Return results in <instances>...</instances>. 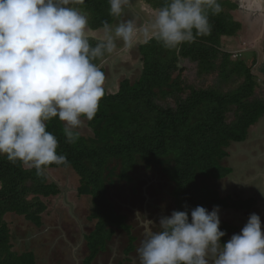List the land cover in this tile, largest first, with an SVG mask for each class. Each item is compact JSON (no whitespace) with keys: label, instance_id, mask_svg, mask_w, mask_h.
Returning <instances> with one entry per match:
<instances>
[{"label":"trees","instance_id":"16d2710c","mask_svg":"<svg viewBox=\"0 0 264 264\" xmlns=\"http://www.w3.org/2000/svg\"><path fill=\"white\" fill-rule=\"evenodd\" d=\"M147 2L158 9L164 0ZM218 2L220 12L209 17L210 34L197 37L194 43L168 50L150 38L139 46L141 76L135 81L123 79L115 93L104 90L96 117L88 121L91 135L79 131L77 142L70 144L58 117L47 122V131L58 139L57 154L68 160L66 165L48 168L75 171L79 176L78 193L91 197L89 219L95 226L85 236L89 249L85 264H92L107 249L118 230L129 236L127 252L134 249L132 225L116 210L109 188L117 180L134 181L139 166L161 167L173 184L174 211H188L190 219L191 209L197 206L208 211L215 206L238 210L253 206L252 198L222 197L215 188L216 181L232 172L223 163L228 147L246 140L250 128L264 116V98L256 97L264 83L253 73L256 52L235 54L222 49V41L233 38L242 28L233 15L239 0ZM70 6L86 12L94 31L102 29L104 21H116L109 15L108 0H85L83 5ZM97 40L90 37L93 46ZM182 58L196 62L200 76L218 72L225 82L236 79L241 83L229 91L195 87L183 78ZM100 68L105 73V67ZM169 97L175 106L160 103ZM59 193V186L50 182L45 172L37 175L34 168L0 156V264H38L34 251L14 249L6 217L17 214L40 226L47 209L43 198ZM220 220V229L226 232L221 243H226L237 227Z\"/></svg>","mask_w":264,"mask_h":264},{"label":"clouds","instance_id":"9594fccd","mask_svg":"<svg viewBox=\"0 0 264 264\" xmlns=\"http://www.w3.org/2000/svg\"><path fill=\"white\" fill-rule=\"evenodd\" d=\"M85 0H0V156L44 175L53 164L66 165L57 154V137L47 122L59 118L66 142L79 139V129L92 121L104 96L100 68L117 48H132L138 33L171 50L210 34V15L220 12L218 0H164L142 27L124 20L130 0H108L117 22L102 24L93 46ZM262 194L264 192L261 191ZM140 213L136 214L139 220ZM143 238L139 264H264V229L252 213L238 234L221 243L219 206L173 211L159 224L140 221Z\"/></svg>","mask_w":264,"mask_h":264},{"label":"rangeland","instance_id":"374dc122","mask_svg":"<svg viewBox=\"0 0 264 264\" xmlns=\"http://www.w3.org/2000/svg\"><path fill=\"white\" fill-rule=\"evenodd\" d=\"M80 10L86 14L85 11ZM155 10L147 0H130V5L122 19L138 18L137 24L142 27L150 21ZM233 13L236 19L241 22L242 28L237 35L231 40L229 39V42L222 41L223 50L234 51L232 45L234 47H253L257 45L256 39H253L256 36L259 37V41L264 39V35L259 36L255 33L256 30H253L250 15L237 9ZM92 32L94 33L92 38H99L103 35L100 29L92 30ZM261 32L264 33V30ZM149 39L150 36H146L143 31H140L137 43L132 48H125L122 42H117V48L100 64L106 69L104 90L115 93L123 79L129 78L131 81H135L141 76L143 57L139 51V46ZM180 66L184 69L183 78L185 82L195 87L214 86L223 91H229L241 83V80L236 79L225 82L218 72L200 76L197 63L189 58H182ZM254 72L256 74L264 73V67L255 68ZM256 97L264 98V83ZM160 103L175 106L171 97L164 102L160 101ZM232 116L233 114H230L231 118ZM78 131L84 135L92 134L88 121H85ZM45 173L50 182H55L59 186L60 193L56 196L43 198L47 204V209L42 215L43 223L40 226L26 220L23 216L7 215L14 249L20 252L34 251L38 264H84V260L89 254L85 236L95 226V221L89 219L91 197L78 193L79 176L72 169L48 168ZM133 176L134 181L132 182L117 180L115 184L110 186L109 196L114 202L116 210L127 216L128 223L132 225V234L141 241L143 238L141 220L147 218L158 225L162 216H170L174 211L173 184L162 172L160 166H154L150 169L139 166ZM231 199L234 198L231 196ZM138 212L141 215L139 220H136ZM129 243L127 233L118 230L110 243V246L117 244V252H113L115 254L113 257L112 253L107 252L109 257H106L104 253L102 261L105 262L109 258H114L113 260L116 262L118 258L123 256L124 249L128 247Z\"/></svg>","mask_w":264,"mask_h":264},{"label":"crops","instance_id":"0c3cea01","mask_svg":"<svg viewBox=\"0 0 264 264\" xmlns=\"http://www.w3.org/2000/svg\"><path fill=\"white\" fill-rule=\"evenodd\" d=\"M237 10L250 15L252 17V28L256 30L255 33L259 36L261 34L264 35L261 32L264 30V0H239ZM253 39H256L257 42V45L253 47H234L232 45L231 47L234 48V51H228L235 52V54L243 51L256 52L257 64L254 69H258L264 67V39L259 41L257 36L253 37ZM226 41L229 42V39ZM260 73L256 74L254 72L260 80L264 81V73ZM223 163L225 166L232 168V172L219 180V183H215V188L220 195L222 197L232 196L238 200L252 198L254 204L251 208L245 210L235 208L219 209L220 218L237 227L234 234H238L247 223L249 216L252 213H256L260 216L262 229H264V194L261 193V191L264 192V116L250 128L246 140L233 142L228 147V155ZM139 242L136 238L134 249L127 252L128 247L125 248L123 256L118 258L116 262H114V258H109L108 262H103L104 253L106 257H109L107 252L112 253L113 257L115 255L113 252L118 250L117 244L112 246L109 244L107 249L101 252L92 264H139L137 256Z\"/></svg>","mask_w":264,"mask_h":264},{"label":"water","instance_id":"95a60500","mask_svg":"<svg viewBox=\"0 0 264 264\" xmlns=\"http://www.w3.org/2000/svg\"><path fill=\"white\" fill-rule=\"evenodd\" d=\"M101 67V66H100Z\"/></svg>","mask_w":264,"mask_h":264}]
</instances>
